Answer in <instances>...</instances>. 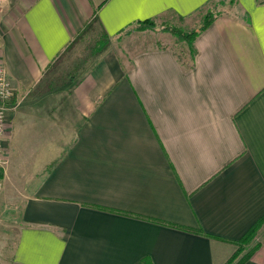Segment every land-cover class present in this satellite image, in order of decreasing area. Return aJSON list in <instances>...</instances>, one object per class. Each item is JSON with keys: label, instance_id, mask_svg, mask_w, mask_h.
I'll return each instance as SVG.
<instances>
[{"label": "crops", "instance_id": "obj_1", "mask_svg": "<svg viewBox=\"0 0 264 264\" xmlns=\"http://www.w3.org/2000/svg\"><path fill=\"white\" fill-rule=\"evenodd\" d=\"M215 1L0 0V69L13 91L0 264H225L235 253L264 215V0L215 13L190 64L161 32L126 66L108 51L64 98L43 93L39 112L30 107L31 89L91 23L112 40ZM31 114L33 166L16 131ZM244 264H264V247Z\"/></svg>", "mask_w": 264, "mask_h": 264}, {"label": "rangeland", "instance_id": "obj_2", "mask_svg": "<svg viewBox=\"0 0 264 264\" xmlns=\"http://www.w3.org/2000/svg\"><path fill=\"white\" fill-rule=\"evenodd\" d=\"M231 3L233 4V0H217L187 20L162 17L151 21V23H135L112 40L102 35L94 23H91L92 25L90 24L83 30V33L81 32V34L74 37L64 51L60 53L52 66L46 71L42 84L31 89L30 96L33 97L30 98L36 100L35 102L31 101V110L39 112L38 98L43 93L49 94V97L44 99L46 101L51 99L53 103L55 97L61 95L64 98L71 84L81 79L96 66L108 51L117 55L120 63L126 66L130 62L133 52L148 49L154 46L156 41H161L162 39L159 35L161 32L167 34L165 41L162 40L161 42L170 45L182 62L190 64L191 55L187 42L174 35L171 29H176L183 33L197 30L208 16L229 9L232 6ZM4 8L6 7L4 6ZM39 127V119L31 114L29 117H25L24 127L19 124L16 128L17 134L21 137L20 144H25V146H19V149L25 152V156L29 155L31 166L36 161L37 153L39 152L37 147L40 141L38 137ZM263 247L264 221L261 222L244 243H240L239 251L231 264H235L241 259L251 258Z\"/></svg>", "mask_w": 264, "mask_h": 264}, {"label": "trees", "instance_id": "obj_3", "mask_svg": "<svg viewBox=\"0 0 264 264\" xmlns=\"http://www.w3.org/2000/svg\"><path fill=\"white\" fill-rule=\"evenodd\" d=\"M214 19V15L208 16L205 20H203L201 26L194 31L188 32V33H183L179 30L176 29H171V32L178 36L179 38H182L183 40H185L188 44L189 50H190V55H191V60H193L196 50L194 48L193 42L195 40V38L202 32L204 31L206 28H208L211 23L213 22ZM140 23H151V21H143ZM87 28V27H86ZM83 33V31H82ZM81 34V33H80ZM264 221V215L252 226V228L250 230H248V232H246V234L236 243L238 248L235 251V253L230 257V259L225 263V264H231V262L234 260L237 252L239 251L240 248V243H244L249 237L250 235L254 232L255 229H257V227L261 224V222ZM193 232H196L198 234H201L202 232L200 230H191ZM250 258H245V259H241L240 261H237L235 264H244L247 260H249ZM136 264H152L150 263L149 260L144 259Z\"/></svg>", "mask_w": 264, "mask_h": 264}, {"label": "built area", "instance_id": "obj_4", "mask_svg": "<svg viewBox=\"0 0 264 264\" xmlns=\"http://www.w3.org/2000/svg\"><path fill=\"white\" fill-rule=\"evenodd\" d=\"M12 96H13V91L11 89L10 83L6 78L4 70L0 69V155L3 150L2 135H3L4 124L6 121V114Z\"/></svg>", "mask_w": 264, "mask_h": 264}]
</instances>
